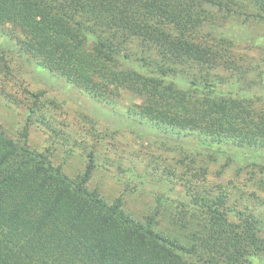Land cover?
<instances>
[{
  "label": "trees",
  "instance_id": "1",
  "mask_svg": "<svg viewBox=\"0 0 264 264\" xmlns=\"http://www.w3.org/2000/svg\"><path fill=\"white\" fill-rule=\"evenodd\" d=\"M261 20L264 0H0V27L21 50L97 101L131 94L125 112L139 122L258 152L264 94L221 88L245 70L232 42L203 28ZM27 137V126L0 124V264H264V228L251 216L232 220L192 195L173 228L159 229L154 215L140 220L87 185L91 153L72 179Z\"/></svg>",
  "mask_w": 264,
  "mask_h": 264
},
{
  "label": "rangeland",
  "instance_id": "2",
  "mask_svg": "<svg viewBox=\"0 0 264 264\" xmlns=\"http://www.w3.org/2000/svg\"><path fill=\"white\" fill-rule=\"evenodd\" d=\"M8 28L0 27L3 127L27 126L31 148L72 179L83 173L91 153L87 185L109 202L119 200L140 220L154 215L159 229L173 228L171 217L192 195L215 200L232 220L247 215L264 228V152L220 148L139 122L125 112L138 101L135 96L123 94L113 105L97 101L24 53ZM203 31L231 41L230 50L245 70L241 79L232 77L221 88L246 97L264 94V21L206 22ZM127 48L139 51L136 42ZM123 64L137 65L133 60Z\"/></svg>",
  "mask_w": 264,
  "mask_h": 264
}]
</instances>
